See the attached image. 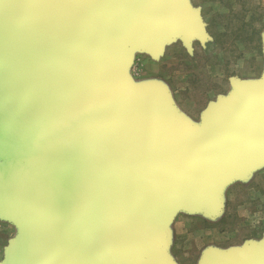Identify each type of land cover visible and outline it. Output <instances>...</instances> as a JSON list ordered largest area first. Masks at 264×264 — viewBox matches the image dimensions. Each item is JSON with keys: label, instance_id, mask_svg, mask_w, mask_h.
<instances>
[{"label": "water", "instance_id": "95a60500", "mask_svg": "<svg viewBox=\"0 0 264 264\" xmlns=\"http://www.w3.org/2000/svg\"><path fill=\"white\" fill-rule=\"evenodd\" d=\"M178 33L203 34L175 0H0V153L10 139L33 155L0 177V216L20 229L0 264H172L141 223L214 212L226 168L264 153V82L212 106L198 133L164 95L133 92L131 50ZM243 251L203 264H264V243Z\"/></svg>", "mask_w": 264, "mask_h": 264}, {"label": "rangeland", "instance_id": "374dc122", "mask_svg": "<svg viewBox=\"0 0 264 264\" xmlns=\"http://www.w3.org/2000/svg\"><path fill=\"white\" fill-rule=\"evenodd\" d=\"M175 1L197 13L203 34L185 41L178 33L157 53L132 49L121 70L135 94L164 95L198 133L212 106L232 104L240 85L256 88L264 82V0ZM255 109L254 128L264 131V111L259 104ZM12 151L0 153V177L31 170L29 160ZM216 186L214 212L181 207L167 223H141L172 264H203L264 243V153L241 151ZM19 230L0 216V263Z\"/></svg>", "mask_w": 264, "mask_h": 264}, {"label": "bare ground", "instance_id": "6f19581e", "mask_svg": "<svg viewBox=\"0 0 264 264\" xmlns=\"http://www.w3.org/2000/svg\"><path fill=\"white\" fill-rule=\"evenodd\" d=\"M43 145V143L42 142H40L37 146H36V148H35V153H37L38 155L41 153V146ZM15 146V144H14V142H12V141H10V139L7 141V144H6V147H8V148H12V149H14L15 151H12V152H15V153H20L27 161H28V159L29 160H33L32 158H33V155L32 154H30V153H27V152H25V153H23V151H21V149H18V148H16V147H14ZM4 147H0V150H2ZM11 152V153H12ZM40 178H44V176H40ZM244 252V251H243Z\"/></svg>", "mask_w": 264, "mask_h": 264}]
</instances>
